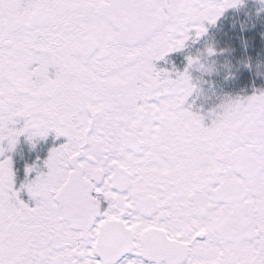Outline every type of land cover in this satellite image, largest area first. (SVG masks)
<instances>
[{
  "label": "snow or ice",
  "instance_id": "obj_1",
  "mask_svg": "<svg viewBox=\"0 0 264 264\" xmlns=\"http://www.w3.org/2000/svg\"><path fill=\"white\" fill-rule=\"evenodd\" d=\"M240 3L0 0V264H264V90L206 125L198 58L156 66ZM50 133L17 189L5 153Z\"/></svg>",
  "mask_w": 264,
  "mask_h": 264
},
{
  "label": "rangeland",
  "instance_id": "obj_2",
  "mask_svg": "<svg viewBox=\"0 0 264 264\" xmlns=\"http://www.w3.org/2000/svg\"><path fill=\"white\" fill-rule=\"evenodd\" d=\"M209 30L212 33L205 45L215 54H198L199 64L190 77L198 103L219 114L221 104L264 90V5L259 0H241L237 7L228 8L223 26ZM214 118L206 112L205 124Z\"/></svg>",
  "mask_w": 264,
  "mask_h": 264
},
{
  "label": "flooded vegetation",
  "instance_id": "obj_3",
  "mask_svg": "<svg viewBox=\"0 0 264 264\" xmlns=\"http://www.w3.org/2000/svg\"><path fill=\"white\" fill-rule=\"evenodd\" d=\"M228 9H226L223 15L216 21L215 24H207L205 23V27L207 28V32L203 34L198 39L195 38L194 34L192 39L186 41L185 46L182 50L178 52H174L165 57L164 60L156 62V66L158 69L163 68L172 72H183L188 65L186 63L188 57L197 58L198 54L202 56H206V42L209 39L210 33L212 31L209 30L211 27H219L220 25H224L225 21V13ZM195 65L193 64L188 69V74L191 76L193 70H195ZM192 68V69H191ZM192 81V79H191ZM192 83V82H191ZM193 84V83H192ZM194 85V91L191 96L188 98L185 107L191 106V111L202 115L205 118V113L210 115V110L206 111L202 108V103H198L197 99V90L196 85ZM205 122V120H204ZM23 121L21 120L16 127H22ZM63 142V138L56 139L54 133H50L49 136L45 139H35L32 142H29L26 137H20L15 149L12 152H6L5 156L10 157L12 160V167L14 172V181L15 187L18 189L22 183L25 182L26 179V167H32L35 165L36 170L30 174H27V179L31 180L35 177L38 171L46 172L47 169L44 166V161L47 159L50 150L53 147H57L60 143ZM34 144V146H33ZM6 147V142L4 143ZM21 199L25 202H29V197L26 192L21 193Z\"/></svg>",
  "mask_w": 264,
  "mask_h": 264
},
{
  "label": "clouds",
  "instance_id": "obj_4",
  "mask_svg": "<svg viewBox=\"0 0 264 264\" xmlns=\"http://www.w3.org/2000/svg\"><path fill=\"white\" fill-rule=\"evenodd\" d=\"M259 2H260L262 5H264V0H259ZM193 64H199V60L196 61V62H194Z\"/></svg>",
  "mask_w": 264,
  "mask_h": 264
},
{
  "label": "bare ground",
  "instance_id": "obj_5",
  "mask_svg": "<svg viewBox=\"0 0 264 264\" xmlns=\"http://www.w3.org/2000/svg\"><path fill=\"white\" fill-rule=\"evenodd\" d=\"M217 88L221 89V90H225L224 87H221V86H216Z\"/></svg>",
  "mask_w": 264,
  "mask_h": 264
}]
</instances>
